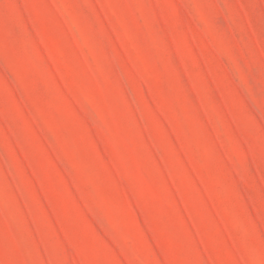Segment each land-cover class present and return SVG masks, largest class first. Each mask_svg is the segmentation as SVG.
Here are the masks:
<instances>
[{"label": "rangeland", "instance_id": "1", "mask_svg": "<svg viewBox=\"0 0 264 264\" xmlns=\"http://www.w3.org/2000/svg\"><path fill=\"white\" fill-rule=\"evenodd\" d=\"M0 264H264V0H0Z\"/></svg>", "mask_w": 264, "mask_h": 264}]
</instances>
